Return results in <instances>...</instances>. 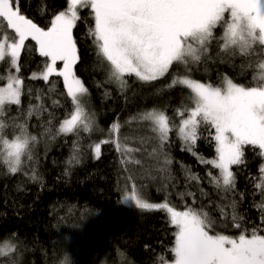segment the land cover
I'll list each match as a JSON object with an SVG mask.
<instances>
[{"label":"trees","instance_id":"16d2710c","mask_svg":"<svg viewBox=\"0 0 264 264\" xmlns=\"http://www.w3.org/2000/svg\"><path fill=\"white\" fill-rule=\"evenodd\" d=\"M16 4L22 14L45 29L55 14L67 8V0H16ZM79 14L81 19L73 29L79 55L75 73L88 90L84 102L94 124L90 132H58L63 119L70 118L71 98L62 77L52 76L48 82L33 78L44 70L46 58L39 55L34 41H26L19 71L14 74L23 81L21 103L5 105L0 119L6 127L0 135L12 139L20 132L19 125H24L37 139L30 146L31 159L25 155L16 174L9 173L0 159V264L172 262L176 229L165 212L121 203L133 185L148 202L167 200L177 211L189 207L207 211L216 221L213 232L232 237L241 229L232 226L231 208L225 209L227 216L221 215L220 209L235 201L247 234L253 229L264 234L259 203L264 191L256 187L261 183L264 158L258 150L245 146L244 163L232 166L234 191L216 188L211 177L218 176V170L202 162L216 157L215 131L201 125L194 152L187 150L176 125L181 120L178 110L192 107L190 91L179 85L169 87L175 77L184 75L218 87L223 86L224 78L249 85L256 56L223 51V29L217 27L198 64L187 68L174 64L168 74L152 82L126 76L121 87L109 79V64L97 54L89 35L94 27L90 9H80ZM5 24L0 22V42L7 39L11 43L14 34L5 30ZM58 67H62L60 62ZM7 74L6 59L0 62V77ZM4 83L5 78H0V86ZM153 109L170 118L171 130L162 147L150 121L141 119ZM117 122L119 131L110 132ZM105 140L109 142L103 143ZM116 143L121 144L119 151ZM96 144L101 148L98 159ZM127 148L137 151L128 152ZM129 156L140 163L128 162ZM166 158L171 163L166 164ZM189 172L199 180L189 179ZM7 240L12 243L11 250L2 248Z\"/></svg>","mask_w":264,"mask_h":264},{"label":"snow or ice","instance_id":"6c2138e0","mask_svg":"<svg viewBox=\"0 0 264 264\" xmlns=\"http://www.w3.org/2000/svg\"><path fill=\"white\" fill-rule=\"evenodd\" d=\"M80 9H90L94 27L89 35L97 54L109 64V79L121 87L126 84V76L152 82L168 74L174 64L186 68L198 64L215 38L217 27L223 29V51L256 56L253 81L249 85L224 78V86L218 87L188 75L175 77L169 85L189 89L194 105L178 110L179 138L187 150L194 152L199 127L208 125L214 129L216 158L202 162L219 170L218 176L211 177L216 188L234 191L232 166L244 163L245 146L258 150L264 157V0H67V9L55 14L47 29L22 14L16 0H0V22H6L5 30L11 29L14 34L11 43L7 39L0 42V62L7 59L8 64L7 84L0 87V116L4 115L5 105L21 103L23 81L12 75L11 69L19 71L21 52L26 48L25 42L31 40L39 55L46 58L44 70L33 78L48 82L52 76L62 77L63 87L71 98L70 118L63 119L58 132L67 135L92 130L94 118L83 100L88 90L75 73L79 55L73 29L81 19ZM58 62L62 67H58ZM141 119L150 121L162 147L171 130L170 118L163 111L153 109L142 114ZM5 127L0 119V132ZM120 127L118 122L113 123L110 132H118ZM19 128V134L12 139L0 135V159L11 174L20 170L25 155L31 159L30 146L37 139L28 134L24 125ZM116 148L119 151L121 144L116 143ZM94 151L98 159L100 144L95 145ZM127 160L140 163L130 156ZM165 163L171 161L166 158ZM260 173L262 183L257 188L264 187V166ZM188 175L189 179L199 180L190 172ZM129 201L138 209L162 210L169 216L176 228L175 245L171 249L173 264H264V234H257L256 229L247 234L235 201L220 209L223 216H227L225 209H232V226L241 229L235 238L214 233L216 221L207 211L192 207L177 211L167 200L148 202L135 190V185L131 194L124 197L125 203ZM261 209L264 210V204ZM5 247L11 250V246Z\"/></svg>","mask_w":264,"mask_h":264},{"label":"rangeland","instance_id":"374dc122","mask_svg":"<svg viewBox=\"0 0 264 264\" xmlns=\"http://www.w3.org/2000/svg\"><path fill=\"white\" fill-rule=\"evenodd\" d=\"M67 9V8H66ZM226 16L228 15L227 13L225 14ZM2 42V41H1ZM11 74L12 75H14V74H16V69L15 68H12L11 69ZM8 75V74H7ZM6 75V76H7ZM6 84H7V79H6V77H5V83L3 84V85H1L0 87H5L6 86ZM224 86V85H223ZM222 86V87H223ZM189 90V89H188ZM190 91V90H189ZM83 100H84V97H83ZM194 105L192 104V107H193ZM179 124H180V122L176 125V130H177V132H178V126H179ZM215 131V130H214ZM179 135V134H178ZM217 155V154H216ZM216 158V157H215ZM264 158V157H263ZM218 170V169H217ZM218 175H219V170H218ZM261 183H262V181H261ZM263 188V191H264V187H262ZM124 197V196H123ZM122 197V198H123ZM123 200V202L121 201V203L123 204V205H125V206H130V207H135V205L131 202V201H129V202H127V203H125L124 202V198L122 199ZM260 203V205H262V204H264V192H263V197L261 198V202H259ZM259 205V206H260ZM261 207V206H260ZM261 209V208H260ZM261 211H262V214L264 215V210H262L261 209ZM164 212V211H163ZM165 214H166V212H165ZM167 215V214H166ZM167 217H168V220H169V222H170V218H169V216L167 215ZM171 224V223H170ZM173 226V225H172ZM174 228H175V226H173ZM176 229V228H175ZM176 231V230H175ZM239 235V234H238ZM238 235H235V236H238ZM235 238V237H234ZM4 245L2 246V248L3 247H5V245H9V246H11L12 247V243H11V241H9V240H7L6 242H4L3 243ZM14 244V243H13ZM5 250H9V248L8 249H5ZM173 262H174V260L172 261V262H169V263H165V264H173Z\"/></svg>","mask_w":264,"mask_h":264}]
</instances>
